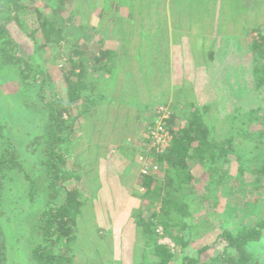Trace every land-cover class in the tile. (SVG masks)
Wrapping results in <instances>:
<instances>
[{
    "label": "trees",
    "instance_id": "16d2710c",
    "mask_svg": "<svg viewBox=\"0 0 264 264\" xmlns=\"http://www.w3.org/2000/svg\"><path fill=\"white\" fill-rule=\"evenodd\" d=\"M63 1L61 0L60 5L54 10L51 9L49 13L44 10L38 12L36 15L38 26L35 29H31L28 25L24 26L27 36L33 41L36 40L37 32L40 34L38 36L44 42L42 45L44 49L51 50L49 47L53 46L62 49L64 48L63 43L72 42V36H69L70 28L78 31L74 34L77 38L84 36L87 30L85 29L83 33L82 29H75L74 26L57 25L54 17L55 15L58 17L59 13L64 10ZM237 1L238 14L243 15L241 20L250 23L249 21L253 19L251 22L254 24L251 23L253 27L250 31L248 30L247 36L244 34V37L250 39L249 43L244 44L246 40L241 38L236 41L239 50L243 45L247 50L239 56L246 62V65L240 67L241 70L248 71V76H252L253 84L250 87H244L240 83L233 96L230 95L222 101L206 104L200 99L197 85L186 86L183 78V81L180 79L181 82L178 83L176 97L187 94V99L190 96V101L187 100L183 106L177 104L174 107L171 105L167 107V97L164 103H160V100L155 103L156 111H159L161 106L168 108L170 117L167 120L161 119V123L165 124L172 141L163 153L155 151L148 153L153 156H148L151 160V164L148 165V174L142 173L138 179V184L145 192L141 195L136 194V197L141 199L143 205L151 212L148 219L144 217L141 209L138 213L134 211L132 214V219L135 220L136 235L141 234L144 238L142 250L137 251L136 247L131 249L133 264H136V261L138 264H264V130L253 132L254 130L251 129L253 124H264V28L259 25L262 18L257 19L250 15L254 11L256 16L260 14L259 5L255 4L257 0ZM32 3V0H29L27 4L23 0H0V104L3 99L8 98V101L11 98V94L9 96L8 93L2 91V88L8 83V80H5H10L8 77L14 73V76L23 84V88L15 94L24 95L19 107L24 110V119L29 120L31 117L34 124L36 115V120L42 119L47 123L48 131L33 142L36 144L32 148L41 146L36 149L37 151L32 152L35 156L33 157L36 158L35 168L23 171L18 148L14 144L12 135L15 126L7 127L9 123L3 120L5 106L0 107V194L7 179H10L9 182L16 180L21 182L12 189V192L17 193L18 187L23 190L20 205L14 203L9 205L7 199L11 196H6L4 199H2L3 195L0 197V239L5 232L16 235V244L23 242L21 249L26 252V255L30 250L32 258L24 260L25 264H82L79 255H82L84 247L80 245L83 242L79 237V222L80 220L85 221L83 207L88 203L89 197L83 182L85 179L81 173L77 172L82 168L81 163L77 161L79 158H72L71 155L69 157L68 153L71 145L81 135H78L82 124L79 120L81 117L86 119L92 107L96 110L101 109L103 105L116 107L115 98H109L106 92L102 91L104 84L100 88V84H95V82L86 84L87 78H95L97 82L114 80L115 72L120 64L121 68H124L122 72H125L128 66L132 67L131 52L129 48L125 50L123 45L121 46L122 51L114 52L112 49L102 48L100 44L97 51L92 52L95 47L91 50L90 42H87L86 50L79 48V43L75 42V46H72L74 49L70 47L68 54L63 53L68 56V60L55 69L58 74H61L58 81L62 83L60 95H55L50 92L55 83L47 67L42 68L40 81H30L29 73L32 71V65L27 58L16 55V43L7 29L10 23L19 21V15L30 8L28 5ZM126 5L129 6L128 3ZM182 7L188 12L180 15V24L174 30L175 33L179 31L176 33L177 37L173 39L174 44L182 43V37H186V40L194 38L195 35L190 33L191 31L198 30L203 34L207 28L201 22V20L207 22L206 16L201 14L203 11L206 12L207 7L204 4L199 5L197 11L184 1ZM45 9L50 10V8ZM160 21L163 19L160 18ZM185 25L186 28L182 29H185L187 34L182 35L181 27ZM142 26L145 27L144 24ZM162 26L158 25L160 28L157 32L158 36H161ZM147 27L155 28V22L150 20ZM214 30L217 37L222 35L219 22L216 23ZM140 35L142 46L136 48L137 58L143 57L139 53L143 52V47H146L143 39L149 36V34L145 35V32ZM163 41L167 45L170 44V39H163ZM197 41V46L201 47L203 39L198 36ZM154 42L155 38L152 43ZM213 42L215 43L216 39ZM189 43L191 49L194 48L192 41ZM147 48L151 47L147 46ZM88 52L92 56L85 64L83 58ZM206 53H203L204 57H209L204 65L206 71L214 69L215 73L223 79L224 76L221 75L227 70L218 66L217 57L211 54L206 55ZM164 54L162 49L158 52L154 50L149 54V57L155 58V61L157 56V61H150V66L146 70L148 74L143 76L144 84L148 88L155 82L154 74L161 80L163 79L164 83H167V80L170 85V77L166 78L171 70L168 61L170 54L168 51ZM158 56L164 58V61L158 62ZM42 58L46 61V57L42 56ZM190 58L195 57L190 55ZM49 61L51 62L52 59ZM67 64L69 67L65 66ZM155 64L158 68L157 73ZM91 67L94 68L93 71ZM97 69L101 72L96 71ZM138 87L140 88V85ZM128 88L126 86L124 91ZM124 91L121 99L126 98L127 92L124 93ZM11 102L9 101L8 104L10 105ZM181 107L184 110H181ZM134 109L140 111L142 108L140 106ZM212 109H216L215 113L218 119H223L221 122L225 124L224 126L219 127L218 122L211 119L209 115ZM156 111L150 116L155 126L160 119V113ZM222 111H225L224 117ZM244 146L250 147L255 155L250 157ZM231 156L235 157L236 179L231 174L227 176L230 172L229 165L233 162ZM191 165H200L207 173H211L212 180L207 187V196L197 195ZM18 166L20 171L13 170L12 173H3V170ZM154 166L158 167L157 171L153 170ZM219 167L223 168L222 181L220 180L214 188L216 182L214 171H218ZM160 173L164 175L163 178ZM225 179L227 180L224 182ZM73 181L76 183L74 184ZM228 184H232L229 187L231 192L240 190V196H246L249 192L259 193L261 191V197H258L255 205L250 209L247 207L249 203L241 207L226 204L220 216L221 223L217 226L218 229L214 227L201 230L198 223L189 225L184 221H176L180 215L181 218H190L192 222L193 217L189 211L191 205L194 204L209 201L211 207L216 208L221 202L216 194L218 185L225 187ZM40 196L44 200L48 199V202L33 213L34 204L36 207V201ZM210 197L213 198L209 199ZM11 207L13 208L10 209ZM159 228H162L163 235L159 234ZM218 231L220 234L212 243L203 245L199 249L191 246L192 241H196L202 234ZM100 232L102 233L99 236L101 240L105 239V233H111L105 229H101ZM163 237L175 243V247L181 251L179 255H175L167 244L160 243ZM1 242L0 240V264H7L10 255L7 254L5 243ZM212 249H215L213 255L210 254ZM92 253L82 255L85 257L83 260L85 264H104L101 262L99 249L95 250V256L99 258V261L91 258L94 257ZM137 253L141 256L140 260L135 258ZM106 264H124V260L120 258Z\"/></svg>",
    "mask_w": 264,
    "mask_h": 264
},
{
    "label": "rangeland",
    "instance_id": "374dc122",
    "mask_svg": "<svg viewBox=\"0 0 264 264\" xmlns=\"http://www.w3.org/2000/svg\"><path fill=\"white\" fill-rule=\"evenodd\" d=\"M24 3H28L29 0H23ZM33 3L29 4L28 8L23 14H20L19 21H13V23H10V26L7 28L10 32V36L13 39V41L16 43V55L18 57H25L27 58V61H29L32 65V71L29 73L30 75V81H40L42 75L41 71L42 68L48 69L49 73L51 74V77L53 79V82L55 83L54 87L50 89V92L53 94L61 93L62 91V83H59V78L61 74H58L56 72V68H59L63 65V63L68 60V56H65L69 52V48L72 46H75V42L79 43L80 47L83 49L88 48V43L90 42V49L92 50L93 47H95L94 51L96 52L98 49L99 44L102 45V48L104 49H112L115 51H122L121 46L123 45L125 47V50L129 48V51L134 53L135 48H140L142 46L141 40L142 36L140 35L142 32H145L146 34H149L148 37L144 38L145 46L143 47V52L139 53V55L148 54V51L150 53L158 52L159 49L164 50L165 54H170V59L168 60L171 65V70L168 72L167 77H170V85H168V88L174 90L173 92H169L167 107L172 106L174 107L177 104H181L182 106L184 103L190 101V96L187 94L180 95L179 97H176V89L178 88V83L180 84V79L184 80V83L186 86L197 85V90L200 94V99L202 103H214V101H222V99L229 98L230 95L233 96L234 92L237 91V87L244 86V87H250L252 85V76H248V71L241 70L240 66L246 65V62L244 61V58H240V54L247 52L246 49H244V45L240 47V50L237 48L236 41L241 38L244 39V44L249 43L250 39L244 37V34L246 35L248 33V30L250 31L253 27V23L250 20V23H246L245 20H241V17L243 15L238 14V8H237V0H74V1H63L64 10L59 13L58 17L55 15L54 19L57 21L58 26H64L70 27L74 26L75 29H82L81 32L85 34L84 36H81V38H77L74 34L78 31H73L70 28V37L72 36V42H65L63 43L64 48H59L57 46L49 47L51 50H47L42 48V45H44V42L42 41L41 37L38 36V32L36 34V40L33 41L30 39L29 36H27L25 32V27L28 25L31 27V29H35L38 24H36V15L38 12H51V9L54 10V8H57L60 5L61 0H32ZM150 4H148V2ZM186 2L192 9H195V11L198 10V6L201 4H204L206 6V12L203 11L201 14L206 16L207 22L202 21L204 26H207L205 32H200L198 30L191 31L190 33L194 34L195 37L191 40L187 39L186 37H182V43L174 44L173 39L176 36L178 32H174L176 26L180 24L179 19H181L180 15H183L184 12H188L182 7V3ZM129 4L126 5V3ZM255 4L259 5V12L258 16L254 15V12L251 13L254 18L260 19L262 18L259 25L264 28V0H257ZM45 8H50L45 9ZM36 9V10H33ZM33 10V11H32ZM255 10V8H254ZM188 15V14H187ZM249 15V16H250ZM162 18L163 21L159 22V19ZM158 21L157 23L155 21ZM122 20V21H121ZM150 20H153L155 22V28H148V22ZM200 20V19H199ZM164 22V23H163ZM219 22L221 24V30L222 35H219L217 37V33L214 30V27L216 26V23ZM163 23V24H162ZM253 25H252V24ZM142 24L145 25V27L142 26ZM188 24V23H186ZM158 25H163L161 30V36H158V31L160 28ZM182 28H186L185 26H182ZM123 29V30H122ZM179 29V28H178ZM122 30V31H121ZM188 30V29H187ZM66 33V32H65ZM182 35H186L187 31L185 29L181 30ZM155 34V37H154ZM40 35V34H39ZM65 35V34H64ZM200 36V38L203 39V45L201 47L197 46L198 41L197 37ZM247 36V35H246ZM256 36V33H255ZM160 37V38H159ZM155 38V42L152 43V41ZM90 39V40H89ZM163 39H170V44H166ZM214 39H216V42L214 43ZM192 41V46L194 48L191 49L189 46V42ZM127 42V43H126ZM138 42V43H136ZM196 43V44H195ZM121 44V45H120ZM147 46H150L151 48H147ZM168 46V47H167ZM158 47V50H157ZM73 48V47H72ZM36 49V50H35ZM74 49V48H73ZM169 49V50H168ZM214 49V50H213ZM226 50V51H225ZM142 51V50H141ZM206 53V55H214L217 57V63L218 66L227 70V72L221 76H224L222 79L221 84L218 82L217 87L215 86V83H212L210 85L211 78H213L215 75V70L213 71H207V74L203 72L202 69L204 67L205 69V61L209 59V57H203V53ZM225 52V53H224ZM65 53V55L63 54ZM149 53V54H150ZM156 54V53H155ZM164 54V55H165ZM190 55H193L194 59L190 58ZM46 57V61L42 58ZM83 58L85 64L90 60L91 53L88 52L84 55ZM244 57V56H243ZM52 59L50 62L49 60ZM184 59V60H183ZM216 59V58H215ZM225 59V60H224ZM224 60V61H223ZM157 61V56H156ZM155 61V62H156ZM164 61V58L158 56V62ZM221 61V62H220ZM222 64V65H221ZM240 64V65H239ZM217 65V64H213ZM66 67H69V64L65 65ZM191 69V70H190ZM94 68L91 67V71H93ZM206 70V69H205ZM96 71H99L97 69ZM117 72H115L117 75L114 80H101L96 81L95 78H87L86 84L94 83L100 84L99 88L102 87V84H104V89L102 91H105L109 98L114 97L115 102L119 103L121 96L123 95V91L125 89V75H123V72L121 73V67H118ZM195 71H199L197 74ZM101 72V71H99ZM155 72H158V68L155 64ZM174 72V73H173ZM127 73V71H125ZM140 73H142V69H140ZM147 73V72H146ZM145 73V74H146ZM101 74V73H100ZM103 74V73H102ZM136 75V74H134ZM13 76V77H12ZM108 76V75H106ZM141 75L137 74V77H129L130 79L127 80L131 82L132 78H141L139 77ZM7 77V76H6ZM9 79H6L8 83L2 88V91H5L8 93L11 98L7 101L8 98L3 99V101L0 104L1 106H5L4 112H3V120L9 124H7V127L15 126V129L13 128L12 135L14 138V144L18 148V155L19 159L22 162L23 165V171L25 170H31L32 168H35L34 161L36 158L32 155L33 150L37 151L36 149L41 146H35V148H32L36 143H33L37 137H40L43 133H46L48 131L47 123H45L42 119L36 120V115L34 116V121L36 123L33 124V119L29 117L28 119H24V110L19 109L22 100L24 99V95L22 94H15L18 90L23 88L22 82L16 78V76L13 75L9 76ZM153 78L155 79V76L153 75ZM251 78V81H250ZM157 79H161L160 77H157ZM141 80V79H139ZM182 80V81H183ZM103 81V82H102ZM105 81V82H104ZM162 80L160 81V83ZM133 83V82H132ZM134 84V83H133ZM166 85H164L165 87ZM208 86L209 88L201 89L200 87ZM210 86H212V89H210ZM167 88V89H168ZM141 89V86H140ZM142 90V89H141ZM144 90V88H143ZM136 94V92H135ZM128 94L126 95L127 99ZM155 97L153 99H150V106H147L145 108V111H148L147 118H150L152 114H155ZM9 101H12L9 105ZM164 103V102H163ZM104 106V105H103ZM224 106L226 104L224 103ZM160 107V106H159ZM168 110L167 107L161 106V109ZM134 108V107H133ZM159 108V111L161 109ZM182 108V107H181ZM89 109H91L89 107ZM96 109V108H95ZM181 110H184L183 108ZM180 110V112H181ZM159 111H156V113H159ZM216 109L210 110V117L215 122H218V126L221 127L225 124L221 122L223 119H218V115L215 113ZM99 110H96V115H99ZM103 114V112H102ZM222 115L224 117L225 111H222ZM7 119V120H6ZM143 125V121L141 122ZM84 127V131L82 134V139L77 141L76 144V151L79 155L82 152V148L86 147L83 146V143L94 145L92 140H90L88 137V132H91V125L87 124V121L82 124ZM142 127V126H141ZM155 129V125L151 122V120L146 121L144 123V133H148V140L142 141L144 142L145 146L143 145V149L141 152L142 154L138 155V162L139 164H143V161L145 164L150 163V157L151 154H148V144L150 142V133ZM221 129V128H220ZM251 129L254 130L253 132H258L260 130H264V124H253L251 126ZM221 131V130H220ZM96 133V131H95ZM94 133V134H95ZM119 133L118 131L115 133ZM96 133L94 135H97ZM97 142H100L99 138H97ZM110 144V143H109ZM31 145V148H30ZM75 145V146H76ZM97 146V145H95ZM109 150L115 151L113 154L109 151L107 153H110L106 157L101 159H97L94 155H90V159L88 158L87 164L83 163L80 159L79 162L82 163L81 165L84 167H87L88 173L84 168L82 170H78L77 172L81 173V175L86 176L89 174L90 178H93L91 181V188L93 191L97 190L99 193L103 192V189L100 187L98 188V185H101V181L105 178V174L108 173L109 168L117 167V162L120 161L119 166L126 168H132L135 167V160L133 159V147L129 146V153L128 158L125 160H120V157L118 156V153L116 152V149L112 148L111 146H108ZM125 149V148H124ZM124 149H120L122 152H125ZM244 149L248 150V154L250 157H253L255 154L248 146H244ZM132 151V152H131ZM87 152V151H86ZM154 152V151H152ZM156 153H159L155 150ZM113 154V155H112ZM29 155H32L29 157ZM70 155L73 157L74 154L71 150H69L68 156ZM117 155V156H116ZM34 156V157H33ZM150 156V157H148ZM119 157L118 161L117 158ZM134 157H136L134 155ZM153 157V156H152ZM79 158V156H77ZM97 161H95L96 159ZM156 158V157H155ZM231 164L229 165V174L227 176L232 175L236 179V166H235V157L231 156ZM141 162V163H140ZM157 165V164H155ZM192 166V165H191ZM17 168V169H16ZM13 167L9 170H3V173H12L13 170L20 171V167ZM122 168V169H123ZM143 168V167H142ZM142 168L139 173L136 175L142 174ZM81 169V168H80ZM216 172V173H215ZM123 173V171H121ZM216 182L214 184L215 186L218 184V182L222 181V174H223V168L219 167L218 171H214ZM192 174L195 177L194 179V185H196L197 188V195L203 197L207 196V187L210 184L212 180L211 173H207L203 167L200 165H193L192 166ZM160 176L163 178V174L160 173ZM86 178V177H85ZM122 178V174H121ZM137 178V176H136ZM10 179H7L4 183V188H1V195H3L2 199H4L6 196H11L10 199H7V203L9 205L16 204L18 205L21 200L23 199V194H21L22 188H17V193L12 192V189H14L16 186H18L21 182L20 180H16L14 182L10 181ZM227 179L224 180V182ZM96 181V183H95ZM116 180H112L111 185L115 184ZM39 182V181H38ZM75 184L76 181H73ZM99 183V184H98ZM233 183V182H232ZM239 183V182H238ZM73 185V184H72ZM104 185V184H103ZM221 185V184H220ZM217 188V196L221 199V202L218 204L216 208L211 207L209 201H204L202 204H194L191 205L190 213L192 214L193 221L191 222L190 218H181L180 215H178L177 222L184 221L185 223L189 224H199L202 229H209V228H216L221 222L220 216L224 212V207L226 204L230 203L231 205L234 204L235 206H243L245 204L249 205L248 209L250 207L252 208L255 205L256 200L258 197H261V194L257 193H251L249 192L246 196H240L239 191L240 190H234L231 192L230 185L228 184L225 187ZM73 187V186H71ZM105 187V185H104ZM238 188V187H237ZM120 190V189H119ZM122 191V190H121ZM145 191L141 189H137L133 194H130L132 197H124L122 200L116 201L115 203H110L109 205H103L102 203H87L83 207L84 212V220L79 222L80 224V240L82 242H88V249L90 248L92 252V255L94 257H91L93 260L96 258L97 261H99V258L95 256V250H100L101 255V262L104 264L109 263L111 260H119L120 258L124 260V264H133L134 258L131 254V249L136 247L135 249L142 250L144 238L141 234L130 236L129 234L125 236H119L120 228H123V225L126 223V218L134 213H138L139 210L144 213V217L146 219L149 218V213L151 212L149 208L143 205V201L136 197V194H143ZM20 193V194H19ZM43 195V194H42ZM135 196V197H133ZM38 198V197H37ZM213 197H210L211 199ZM48 202V199L44 200L43 197L40 196L39 199L36 201V207L34 204L33 213L37 212L40 207H43L45 203ZM20 205V204H19ZM11 207L10 209H12ZM111 213H109V211ZM15 214V213H14ZM123 215V216H122ZM126 217V218H125ZM133 218V217H132ZM115 219V220H114ZM132 222L134 223L135 220L132 219ZM112 223V224H111ZM111 224V225H110ZM203 224H205L203 226ZM110 225V226H109ZM30 226V225H29ZM105 226H107V232L110 231V234H106L105 239L101 240L99 236L102 235L100 232L101 229H103ZM109 226V227H108ZM142 227L139 229L141 231ZM199 229V231H200ZM218 229V227L216 228ZM215 229V230H216ZM214 232V231H213ZM209 232L207 234H202L199 238L192 241L191 246L199 249L201 246L206 245L208 243H212L215 241L216 237L220 234V232ZM100 233V234H99ZM205 233V232H203ZM99 234V235H97ZM204 237V238H203ZM207 237V239L205 238ZM16 235H12L9 232H5L4 235L1 236V243H5L7 254L10 255L7 264H25L23 263L24 260H30L31 254L30 250H28L27 255L24 250L21 249V246L23 242L16 244ZM161 241V240H160ZM81 242V243H82ZM173 242V241H172ZM174 249H171L175 252V255L180 254V249L176 248L175 243ZM83 249L82 255L86 254L88 249L84 244H80ZM95 249V250H94ZM123 250V252H121ZM120 252V253H119ZM89 253V252H88ZM215 253V249H212L210 252L211 255ZM26 255V257H25ZM79 255L81 258V263L85 264L83 260L85 259L84 256ZM264 257V256H263ZM135 258L137 260H140L141 256L140 254H136ZM173 262V261H172ZM138 264V262H135Z\"/></svg>",
    "mask_w": 264,
    "mask_h": 264
},
{
    "label": "crops",
    "instance_id": "0c3cea01",
    "mask_svg": "<svg viewBox=\"0 0 264 264\" xmlns=\"http://www.w3.org/2000/svg\"><path fill=\"white\" fill-rule=\"evenodd\" d=\"M136 43H138V42H136ZM141 43H142V41H141ZM137 54L138 53H137L136 48H135L134 53L131 52V65H132V67L128 66V68H125V71H127V73L123 72V75H125V78H126L125 87L126 86L129 87L128 89H126L124 91V93L127 92V94H128L127 99L122 98V99H120L119 103L115 102L116 107L115 106H108V105H104V106L100 107L101 109H97V110H99V113H100V114L98 113L99 115H96V109L94 107H92L91 112L86 115V119L82 118V117L79 119L80 123H82V124L87 121V124H88L87 128H89V125H91V130H93V131L87 133V134H89L88 137H90L89 138L90 140H88V141L92 140L94 145H91V144L85 145L83 143V146H86V147L82 148L83 150H82L81 154L79 155L77 152H75L76 147H77L76 144H78L76 142L79 141L80 139H82V134H83L82 131H84V127L81 124V128H79V130H78V135H80V134L81 135L77 139V141L75 143H73V145H71V148H70V150L72 151L74 156H76L73 158H77V156H79V159L85 164H87L88 158L90 159V155H94L97 159L100 160L101 157H103V158L106 157V153L108 151L110 153L113 151L112 149L109 150L108 146H111V145H112L113 149L114 148L116 149V152L118 153V156L120 157V160H123V159L126 160L128 158L129 146L133 147V154H132L133 159L135 160V158H136V160L134 161L135 167L133 166L132 168H126V166L123 168V167L119 166V164H118V163H120V161H118L119 157L117 158V161H118L117 167L111 166L109 168V170H107L109 172L105 174V176H104L105 178L103 179V181L100 182L102 184L98 185V188L100 187V189L101 188L103 189L102 193H99L97 191L98 189L93 191L94 187H93V189L91 188V183H92L91 180L93 178H90L89 174H87L86 176L83 175V177L85 179V181H83V182H84V185H86V190H87L86 194L89 197V201H88L89 203L100 202L104 206L105 205L107 206L110 203L111 204L115 203L116 201H118V199L122 200V198H124V197L131 198L132 196L130 194L131 193L133 194L135 191H137V189L143 190V188L138 184V179L141 175H139V174L136 175V174L139 173L141 171V168L143 167V164L141 162H140L141 164H139V162H138V157H139L138 155L142 154L141 151L144 150L143 145L145 146L144 142L142 143V141L146 142V140H148V133L143 132L144 131V123H146V121L150 120V118H147L148 111H145V108L147 106H150V99H153L155 97V100H154L155 103L158 100H160L161 101L160 103H162L166 100L167 97H169L168 93L173 92L174 90L168 88V81L167 80H166L167 83H164V80L162 79V82L160 83L161 79H157V77H159V76H155V74H154L155 82H154V84H152L148 88L146 86V84H144L143 76L148 74V72L146 73V70H147L148 66H150L149 65L150 61L151 60L155 61V58L149 57V54H143L142 58H137V56H138ZM203 57H204V54H203ZM118 67H122L121 64ZM122 69H124V68H121V73H122ZM140 69H142V73H140ZM198 70H200V71L202 70L203 72H205L207 74V71L204 69V67L202 69H198ZM198 72L199 71H195L196 74ZM134 74H136V75H134ZM137 74L141 75V76H139L141 78H136V79L132 78L131 82L130 81L127 82V80H129L131 77H137ZM139 79H141V80H139ZM218 82L220 84L222 82V77H220L219 74H217L213 78H211L210 85H212V83H215V86L217 87ZM170 83H171V81H170ZM139 85L141 86L142 90L138 87ZM164 85H166V86L164 87ZM143 88H144V90H143ZM200 88L206 89L209 87L208 86H205V87L201 86ZM210 89H212V86H210ZM135 90H137V92ZM135 92H136V94H135ZM132 105H134L133 107H140L141 106L142 109L140 111L135 110L136 108L134 109L132 107ZM102 112H103V114H102ZM142 121H143V125L141 123ZM118 129H119V133L115 134L118 131ZM95 131L98 134L94 138V135L96 134ZM97 138H99L100 142L96 143V141L98 140ZM95 145H97V146H95ZM120 149H124L125 152H122ZM110 153H107V155ZM112 153L114 154L115 151H113ZM134 155L136 157H134ZM97 159L95 161H97ZM77 161H79V160H77ZM83 168L88 173L89 170H87L86 166H84V167L82 166V168L80 170H82ZM121 171H123V173H121ZM121 174H122V178H121ZM136 176H137V178H136ZM112 180H116L114 185H111V183H110V182H112ZM95 183H96V181H95ZM103 184L105 185V187ZM133 195H135V194H133ZM133 197H135V196H133ZM79 228H80V224H79ZM103 229L106 230L107 226H105ZM126 234L127 235L129 234L130 236H134L136 234L135 223L132 222L131 215L126 218L125 225H123V228L122 229L120 228V231H119L120 237L125 236ZM79 237H80V234H79ZM83 243H84V245H86V247H88V242H87V244H86V242H83ZM90 251L92 252V250L89 248L87 253L88 252L90 253Z\"/></svg>",
    "mask_w": 264,
    "mask_h": 264
},
{
    "label": "built area",
    "instance_id": "2783aa9c",
    "mask_svg": "<svg viewBox=\"0 0 264 264\" xmlns=\"http://www.w3.org/2000/svg\"><path fill=\"white\" fill-rule=\"evenodd\" d=\"M159 113H160V115H159L160 119L157 122V126H155V129L150 133V142L148 144V149H147L148 153L155 151V150L159 153H163L170 146L169 143L172 141L170 133L166 129L165 124L163 125V123H161V119H163V120L169 119L170 113L168 112V110H166L164 108L161 109V111H159ZM150 164H151V161L148 165H150ZM148 165L145 164L143 161V168H142L143 174H148V169H149ZM157 168H158L157 166H154L153 170L157 171L158 170ZM158 232L160 235H163L162 228H159ZM160 243L167 244L171 249H174V244L169 238L163 237L161 239Z\"/></svg>",
    "mask_w": 264,
    "mask_h": 264
}]
</instances>
